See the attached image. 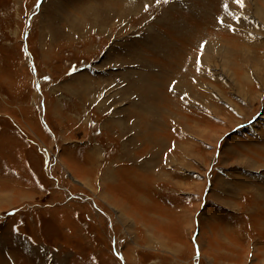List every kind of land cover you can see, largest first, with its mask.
I'll list each match as a JSON object with an SVG mask.
<instances>
[{"label": "rangeland", "instance_id": "rangeland-1", "mask_svg": "<svg viewBox=\"0 0 264 264\" xmlns=\"http://www.w3.org/2000/svg\"><path fill=\"white\" fill-rule=\"evenodd\" d=\"M0 264H264V0H0Z\"/></svg>", "mask_w": 264, "mask_h": 264}, {"label": "bare ground", "instance_id": "bare-ground-1", "mask_svg": "<svg viewBox=\"0 0 264 264\" xmlns=\"http://www.w3.org/2000/svg\"><path fill=\"white\" fill-rule=\"evenodd\" d=\"M180 1V0H179ZM190 2V1H189ZM170 6V5H169ZM173 6V5H172ZM164 9V8H163ZM163 12V11H162ZM167 12V11H166ZM165 12V13H166ZM172 12V11H171ZM162 14V13H161ZM164 14V13H163ZM164 16V15H163ZM174 16V15H173ZM170 19H172V17L170 18ZM174 19H175V17H174ZM165 20V19H164ZM164 20H162V21H164ZM169 20V19H168ZM173 20V19H172ZM171 21V20H170ZM165 22V21H164ZM175 22V21H174ZM167 23V22H166ZM170 26V25H169ZM172 26V25H171ZM174 26V25H173ZM173 26H172V28H173ZM176 26H177V24H176ZM149 28V27H148ZM168 29V28H167ZM177 29V28H176ZM153 30V29H152ZM163 30V29H162ZM166 30V29H165ZM169 30V31H168ZM167 31L168 32H170V29H168ZM149 32V31H148ZM153 32V31H152ZM163 31H161V33H162ZM166 32V31H165ZM164 32V33H165ZM172 32V31H171ZM175 32V31H174ZM151 33V32H150ZM160 33V32H159ZM163 33V34H164ZM168 34V33H167ZM166 34V35H167ZM155 35V34H154ZM160 35V34H159ZM165 35V34H164ZM153 36V35H152ZM163 37V36H162ZM168 37V36H167ZM172 37V36H171ZM169 38V37H168ZM163 40H164V38H162ZM171 39V38H170ZM161 40V39H160ZM166 40H167V38H166ZM172 40V39H171ZM174 40V39H173ZM160 42V41H159ZM154 43V42H153ZM160 44V43H159ZM158 47L160 46V45H157ZM147 49V48H146ZM155 49V48H154ZM156 50V49H155ZM159 50H160V48H159ZM29 52V51H28ZM153 52V51H152ZM151 52V53H152ZM154 53V52H153ZM153 53H152V56H153ZM142 54V53H141ZM143 55V54H142ZM154 55H158V54H155L154 53ZM144 57V56H143ZM146 57V56H145ZM144 57V58H145ZM153 60H155L154 58H153ZM152 60V61H153ZM156 62V61H155ZM37 67H35V69H36ZM36 71H37V69H36ZM156 71V70H155ZM149 75V74H148ZM151 75V74H150ZM183 76H184V74H182ZM186 79H187V77H186ZM177 80V79H176ZM175 80V81H176ZM190 80H192V78L190 79ZM179 81V80H178ZM185 81V80H184ZM189 81V80H188ZM133 83V82H132ZM142 84V83H141ZM169 85V84H168ZM156 87V86H155ZM173 88V87H172ZM39 89H40V87H39ZM158 90V89H157ZM160 90V89H159ZM170 90V89H169ZM146 94V93H145ZM151 94V93H150ZM149 96V95H148ZM153 96V95H152ZM142 97V96H141ZM143 98V97H142ZM153 98V97H152ZM145 99V98H144ZM147 99H149V97L147 98ZM140 100V99H139ZM152 102V101H151ZM154 104V103H153ZM133 107H135V106H133ZM155 107V106H154ZM151 108V107H150ZM155 109V108H154ZM156 110V109H155ZM136 111H138V109L136 110ZM44 112H45V110H44ZM145 113V112H144ZM138 114H140L139 112H138ZM128 117V116H127ZM44 121H45V114H44ZM137 119V118H136ZM142 119V118H141ZM46 122V121H45ZM138 122H140L139 120H138ZM137 123V122H136ZM143 123H145V121L143 122ZM148 123V122H147ZM48 124V123H47ZM140 125H141V123H140ZM135 127V126H134ZM140 127V126H139ZM146 127V126H145ZM49 128H51L50 126H49ZM121 128V127H120ZM147 128V127H146ZM146 128H145V130H146ZM39 131L40 130H42V129H38ZM115 130V129H114ZM148 130V129H147ZM43 131V130H42ZM43 134H44V132H42ZM114 133H116V132H114ZM135 133V132H134ZM116 134H118V133H116ZM140 134V133H139ZM42 135V134H41ZM45 135V134H44ZM44 135H42L43 137H45ZM134 135V134H133ZM146 135V134H145ZM140 136V135H139ZM38 138H39V136H37ZM112 137V136H111ZM114 137V136H113ZM138 137V136H137ZM141 137V136H140ZM143 137H145L144 135H143ZM46 138V137H45ZM149 138H150V135H149ZM153 137H151L150 139H152ZM116 139V138H115ZM137 140H138V138H137ZM143 140V139H142ZM154 140H155V138H154ZM120 141V140H119ZM152 141V140H151ZM144 142V141H143ZM58 143V142H57ZM114 143V142H113ZM139 143H140V141H139ZM155 143V142H154ZM112 144V143H111ZM148 144V143H147ZM58 145V144H57ZM112 146V145H111ZM143 146H146L145 145V143H143ZM142 148V147H141ZM115 149H117V148H115ZM146 149V148H145ZM148 151V150H147ZM153 154V153H152ZM144 157V156H143ZM149 157V156H148ZM146 158V157H145ZM150 158H151V156H150ZM96 158H94V160H95ZM97 160V159H96ZM144 162H145V160H144ZM152 162V161H151ZM94 163V162H93ZM121 164V163H120ZM119 164V165H120ZM126 164V163H125ZM128 164V163H127ZM129 167V166H128ZM97 169V168H96ZM119 169H120V167H119ZM123 168H121V170H122ZM120 172V171H119ZM118 173V172H117ZM117 177V176H116ZM118 180V179H117ZM119 182H120V180H119ZM122 185V184H121ZM129 193V192H128ZM129 195V194H128ZM131 196V195H130ZM127 196H125L124 197V200H125V198H126ZM130 198V197H129ZM132 199V198H131ZM127 200H130V199H126L125 201H127ZM128 202V201H127ZM127 204V203H126ZM131 206V205H130ZM134 207H136V205L134 206ZM131 208V207H130ZM100 212V211H99ZM106 216V215H105ZM96 218V217H95ZM193 227V226H192ZM112 230V229H111ZM200 236H201V233H200ZM202 248V247H201ZM211 248H212V246H211ZM120 249V248H119ZM202 250H203V248H202ZM121 251H123V250H121ZM126 253V252H125ZM126 255V254H125ZM127 256V255H126ZM126 259V258H125ZM124 260V259H123Z\"/></svg>", "mask_w": 264, "mask_h": 264}, {"label": "snow or ice", "instance_id": "snow-or-ice-1", "mask_svg": "<svg viewBox=\"0 0 264 264\" xmlns=\"http://www.w3.org/2000/svg\"><path fill=\"white\" fill-rule=\"evenodd\" d=\"M159 2H160V0H157V3H159ZM164 2L167 3L168 0H164ZM234 2L239 4V5H241V6H243V0H234ZM225 7H227V5H225ZM201 47H203V45H201Z\"/></svg>", "mask_w": 264, "mask_h": 264}]
</instances>
